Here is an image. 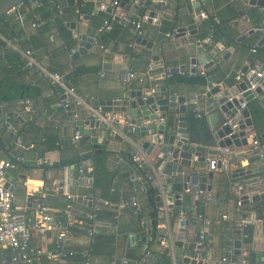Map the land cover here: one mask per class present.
Instances as JSON below:
<instances>
[{"label":"crops","instance_id":"crops-1","mask_svg":"<svg viewBox=\"0 0 264 264\" xmlns=\"http://www.w3.org/2000/svg\"><path fill=\"white\" fill-rule=\"evenodd\" d=\"M56 1L59 3L57 7L61 9L60 15L63 17L64 25L68 21L75 22L78 33L86 32L95 39L103 21L112 15L115 22L111 20V30L103 31V33L112 34L113 38L105 39V47L108 51L101 49L96 39L93 45L87 48V52L73 58L70 50L65 47L62 33L54 26L52 19L46 17L50 6L40 1L28 4L26 8H21L22 19L16 14L6 13V18L10 22L9 27L3 26L0 30V57L5 53L1 46V43H4L6 48L18 51L21 57L25 50H30L37 62L44 66L47 65L49 69L55 66L62 73H68L77 66L98 67L96 72L81 74L77 79L78 83L74 86L75 93L83 99L79 105L66 109L56 106L58 99L53 88L32 68L25 78L30 85L41 89V95L37 100H29L28 105L31 109L27 110L26 101L22 100L0 104V157L9 158L13 162V167L7 170L2 182L13 188L17 210L30 214L40 196L37 191L40 185L49 184L53 180L65 181L67 192L72 194L73 198H67L63 193L48 191L45 193L46 203L54 211L57 220H66L67 212L74 214L76 218L67 238L66 247L76 251L77 254L64 259L61 264H83L84 259L79 256L87 247L86 217L92 210V206L100 203L97 213L102 212L101 219L104 225L98 228L95 240L91 244L90 258L93 264H144L142 257L146 252L149 253L146 257V264H157L164 252L171 257L172 264H179L172 244L177 232L179 216L174 214L172 209L167 208L169 204L167 189L170 186L173 193L183 195V214L197 215L190 217L187 239L196 241L199 231L203 230L210 242V249L207 252L210 258L205 262L216 264L218 259L225 256L235 257L232 254L235 237L241 240L242 256L252 251L257 254L264 243V210L261 213L263 217L257 214L258 221L247 226L252 233L251 242L243 241V238L247 236L244 232L247 227L238 231L240 234L234 233L235 230L229 228L230 222L239 214L252 211L253 205H261L264 201L241 204L240 198L232 197L235 199L231 200V197H228L230 193L232 195L234 182L242 183L260 179L262 182L258 188H264V161L262 159L248 163L247 159L242 157L230 158L231 154L246 150L248 146L233 149L228 147L229 159L226 169L214 170L210 191L217 201L214 203L208 201L207 192H203L197 198L190 193H183L182 176L194 175L197 172L200 176H206L204 163L195 161L193 166L183 167L181 174H174L171 163L159 156V147L156 146L147 154L141 146L143 139L137 131L130 133L126 126L122 128L103 123L106 126L105 129L93 127L90 129L89 136L82 134L78 140H75L74 135L77 127L76 120H88L95 117L92 116L93 112H98V109L93 107L94 100L118 99L122 98L127 91L147 93L152 87L163 86L173 93L184 95L189 112L191 98L203 94L205 88L211 83H225L230 86L237 81L235 76L240 73L242 66L251 65V60H255L256 65H264V48L258 46L259 39L264 36L263 28H261L264 23L262 15L264 7L259 6L254 0H202L204 3L200 7H203L207 16L213 18L226 33L221 40L212 39L211 43H205L203 39L209 35L206 24L208 17L200 20L194 18V12L199 8L198 3L191 5L187 0H178L174 3L147 2L142 4L140 8L143 7L145 13L155 11L156 16L153 17L155 22L151 20L141 24L142 32L139 35L132 22L140 17V9L137 12L133 8L125 11L118 5V7H113V13L99 9L96 14H93L94 0H75L71 4H68L66 0ZM113 1L105 0L104 2L112 6ZM118 1L120 4L121 0ZM80 2L88 5L90 11L77 16V5ZM85 14L89 15V18L82 16ZM165 14L167 16H163ZM114 15L119 16V20H115ZM37 19L43 24L47 23V31L39 32L32 27V21ZM189 25L193 26L191 33L186 30L182 34L167 36L171 30ZM250 28L259 29L248 34ZM65 30L69 36L68 41L74 43L72 46L75 51L78 48V39L69 26L65 25ZM241 34H245L244 38L236 41ZM137 36L146 38L151 42L152 47L148 48L136 43ZM40 37L45 38L46 48L40 45ZM224 41H229L230 47L238 46L239 49L236 48L231 56L220 64L221 55L217 45ZM253 46L256 47L255 52L252 50ZM130 52L133 55H130ZM205 54L211 55L210 65L206 64L205 69H201L199 59L204 58ZM191 58L196 59L197 63L194 67L190 63ZM150 59L169 69L183 66L184 72L173 73L172 77L162 78L158 75L160 69H154L153 73H150L152 77L147 76ZM24 66L27 67L25 64ZM191 68L195 70L191 71ZM126 71L145 74V81L132 80L128 84L125 83L122 76ZM206 72H211V75L205 77L204 83L192 79L196 74L206 76ZM62 97L61 93L60 99ZM252 101L264 111V92L261 95H255L247 103L250 117L252 116L250 109ZM201 105L203 106L201 116L193 114L190 121L193 136L207 145L210 132L215 126L222 124L227 114L217 107L207 112L204 97L201 98ZM162 117L165 118L167 125H170V115H162ZM158 118L159 115H157V121ZM84 128H88V125H84ZM254 135L256 132L247 136L248 144ZM92 136L98 137V142L104 145L99 151L93 149V143L90 140ZM99 152L106 153L104 166L113 174L112 180L108 183L109 189L104 193L108 199L95 195L93 190V156ZM131 152L143 154L145 166L152 175L151 186L157 190V195L161 196L162 206L160 208L157 207L155 199L156 217L151 214L154 209L147 205L144 184L140 180L130 181L125 177L126 172L132 168ZM83 154L87 155L83 156ZM36 155H45L54 164L52 166L38 165L34 160ZM60 163L64 165L59 166ZM68 165H70L69 169ZM236 167L251 170V173L232 178L231 170ZM78 168H83V175L79 173ZM89 177L92 178L90 188L86 187ZM167 177L171 178L169 184L165 182ZM132 194L144 203L142 216L132 214L129 207H126L121 215L116 216L113 208L102 204L103 200L110 199L109 202L116 203ZM80 195L92 197V205L89 206L85 201L77 200V196ZM238 202L240 212L235 210ZM223 213L229 214L228 220L221 217ZM147 217L149 220H154V226H143ZM155 226L156 236L152 238L151 233ZM54 237L55 231H48L45 236H32L31 243L52 248ZM164 240L169 243V249H165ZM8 254V250L0 251V264H10ZM30 264H46V262L44 259H39ZM255 264H264V262H259L256 256Z\"/></svg>","mask_w":264,"mask_h":264},{"label":"water","instance_id":"water-1","mask_svg":"<svg viewBox=\"0 0 264 264\" xmlns=\"http://www.w3.org/2000/svg\"><path fill=\"white\" fill-rule=\"evenodd\" d=\"M24 0H0V17L3 16L11 9L12 6L23 2ZM75 0H66L68 4L74 3ZM105 0H94L95 9L92 11L96 14L97 11L104 10L108 13H113L114 8L110 4L104 2ZM161 3H174L178 0H152ZM259 6L264 7V0H254ZM133 0H121L120 6L128 11L131 7ZM144 8L141 7L139 14H143ZM264 16V12L262 13ZM84 18H89V15H82ZM156 16L155 11L148 12V22L151 21L153 17ZM167 16V14L163 15ZM115 20H119V16L114 15ZM172 18V17H171ZM73 30L75 37L78 39V48L72 53V57H77L79 54L87 52V48H90L94 41L92 36L88 35L86 32L78 33L76 23L68 21L65 23ZM193 26L178 27L177 34H182L186 30L191 33ZM264 31V23L261 26ZM254 32V28L248 30V34ZM245 34H241L236 38V41L243 39ZM136 43L146 46L148 48L152 47L151 42L142 36H137L135 39ZM229 41H224L217 48L220 51L221 60L226 61L234 50L239 47H230ZM258 46L264 48V36H262L258 41ZM156 59V58H155ZM211 55L205 54L204 58H200V64H205L206 61L210 62ZM190 63L195 65L196 59L191 58ZM248 66H242L240 72L244 73ZM191 68V71H194ZM259 71H264V65L259 64ZM170 72H184L183 66L174 67L170 69ZM264 92V78H259L257 80V85L254 89H249L244 81H236L234 84L228 86L225 83H211L205 88L203 92V97L207 104L206 111L209 112L213 108H219L224 113H233L239 115V117L231 123H222L215 126L209 134V143L204 145L202 142L197 140L193 136L192 123L190 121V113L188 112V103H186V97L184 95H178L166 89L163 86L155 89L154 93L147 92L142 93L141 91H127L123 94L122 98L118 99H106V100H94L93 107L100 110L102 113H108L112 115L113 113L120 112L127 115L130 118V122L137 126V133L143 139L141 144L142 148L149 154L153 148L159 147V156L164 161H169L171 163L172 173L181 174L183 167H191L193 163L200 162L204 163V169L207 171L206 176H202L199 188L202 192H210L212 189V179L214 170H225L226 163L220 159L215 158L219 149L222 148H241L248 146L247 136L251 133H255V128L253 125V120L250 117V110L247 103L251 101L255 95H261ZM239 95V96H238ZM202 97V98H203ZM245 103L244 107L241 104ZM157 115H170L171 123L167 125L166 122L161 123L157 121ZM232 124L235 127L232 128ZM84 125H88V128H84ZM76 131L79 134H85L89 136L90 129L93 127H101L105 129L106 126L97 118H90L88 120H76ZM123 128L124 126L121 125ZM106 132L104 131V136ZM228 135L227 137H225ZM258 137L264 142V130L258 135ZM93 143L94 151H99L104 145L98 142V137H90ZM87 154H83L85 156ZM209 157V160L207 158ZM240 158L246 157L245 151L237 152L236 154H231L230 158ZM248 163L255 160H260L258 156L246 157ZM235 162V161H233ZM68 169L70 165L67 166ZM251 173V170H246L242 167H236L231 170V177L236 178L245 174ZM198 175V172L196 173ZM4 178L0 180L3 183ZM166 183L171 182V178H165ZM5 187L13 191L12 187L7 184H3ZM168 198L167 204L168 209H172L174 214L178 215L177 222V232L175 233L174 240L172 241L174 247V253L176 254V259L179 264H208L207 262L199 259L195 256L194 249L196 247L195 240L187 239V228L190 224V217L188 215L182 216L183 214V195L181 193H173L171 187H168ZM77 200L85 201L89 206L92 205V197L80 195L77 196ZM156 205L157 207L162 206L161 196L156 195ZM264 200V191L257 193L243 194L240 197L241 204H248L250 202H257ZM144 227L154 226V220H149L145 218ZM163 236V234H160ZM232 254L235 257H241L244 261L255 264V259L259 262H264V243L261 249L256 254V252H247L242 256L241 251V240L235 237L233 240V251ZM229 264V263H226Z\"/></svg>","mask_w":264,"mask_h":264},{"label":"built area","instance_id":"built-area-1","mask_svg":"<svg viewBox=\"0 0 264 264\" xmlns=\"http://www.w3.org/2000/svg\"><path fill=\"white\" fill-rule=\"evenodd\" d=\"M35 1L39 0H27L26 2L18 3L11 7L7 13L16 14V16L20 19L23 18V14L21 11L22 7H27L28 4H31ZM189 4L194 5L198 3L199 8L194 12V18L196 20L206 19L207 13L203 7H200L202 0H187ZM147 2L158 3L157 1L152 0H133L131 8L135 10V12L140 9L142 4ZM119 1L114 0L112 2L113 7H118ZM128 10V11H129ZM60 12V11H59ZM61 13V12H60ZM112 19V15L110 16ZM129 19V16L127 17ZM111 19H105L99 29L100 32L111 30L112 23ZM148 20V12L143 13L140 15L139 18L133 20V24L137 29L138 34H141V24ZM155 22V19H151ZM264 22V16H263ZM41 21L34 20L32 21V27L39 29L41 26ZM259 28H254V31L258 30ZM178 33L177 29H173L167 33V36H172ZM96 40L93 38V41ZM203 41L205 43L212 42V35L209 34L206 36ZM98 46L108 51V49L102 45L98 44ZM252 50L255 52L256 47L253 46ZM74 49H70V53H73ZM22 60L24 61L25 65L29 68L34 69L36 74L48 81L51 88H55L59 86L62 88V95L63 97L56 102V106L62 108H71L73 105H79L82 103L83 99L78 97L75 93V87L69 86L65 83V75L59 71H53L49 69L43 64L37 62L32 55L30 50H25L22 56ZM210 62L206 61L205 64H201V69H205L206 64L208 65ZM196 66L193 65V67ZM154 69H160V73L162 78L172 76L170 69L163 64H158L153 59L149 60L148 64V71L147 76L152 77L150 73ZM145 74H137L134 71H126L123 74L122 79L125 83H130L132 80H136L138 82L145 81ZM237 81H244L247 84L249 89H254L257 85V80L259 78H264V71H259V65L251 64L248 66L247 70L244 73H238L235 76ZM156 89L152 87L150 92L154 93ZM203 94L194 96L190 100V113L194 114L195 116H201L203 113V106L201 105V98ZM25 108L30 110L31 107L29 104V100H25ZM245 103L241 104V107H244ZM225 118L223 120L224 123H231L236 120L239 115L233 113H225ZM92 116L97 118L102 123L117 125V126H126L130 133H135L137 131V126L131 124L130 118L120 112L113 113L109 115L108 113H102L98 109V112H93ZM76 118V116L74 115ZM158 121L161 123L165 122V118L159 116ZM232 128L235 127V124L231 125ZM226 135L225 137H227ZM81 137L78 131H76L74 135V139L78 140ZM246 153V157L249 156H258L260 159L264 161V142L256 135L251 137L248 147L244 150ZM228 147L219 149L215 158L222 160L227 164L228 162ZM246 157H242L245 158ZM131 161L134 163V171L127 176V179L130 181L133 180H140L142 184H146L147 181L151 180V174H141L138 173V170L145 166V160L143 154L140 152H131L130 153ZM35 163L38 165L44 166H52L54 163L51 159H49L45 155H36L34 157ZM209 160V157L207 158ZM13 167V162L9 158H1L0 157V180L5 176L7 170ZM79 173L82 175L84 174L83 168H78ZM91 180L92 178H88V182L86 183V187H91ZM182 183L184 185L183 193H190L195 198L199 197L202 194V190L199 188V184L201 182L200 175H190V176H182L181 178ZM262 181L259 180H248L246 182H234L232 186V194L237 199L240 198L243 194L249 193H260L264 191V188H258V185ZM40 196L34 206L33 211L30 214H24L17 210L15 205V194L12 190L8 189L0 183V251L8 250L9 254V262L10 264L16 263H23V264H30L36 260L44 259L46 264H61V262L68 258L72 257L77 254L76 251L70 250L66 247V241L68 236L71 233V228L76 222L75 215L72 213H66V220L61 221L56 219V215L54 211L50 208V206L46 203L45 193L53 192V193H63L67 198H73L74 196L67 192V186L65 181L61 180H53L49 184L40 185L37 189ZM85 196V195H84ZM235 198H231L234 200ZM207 199L208 201H213L217 203L215 197H212L210 192H207ZM102 204L106 207L113 208L115 210L116 216L121 215L126 207H129L132 214L136 216H140L141 211L144 207V203L141 202L135 194H132L126 199H121L116 203H111L108 200H103ZM100 204H94L92 206V210L86 217L85 222V230L87 236V247L81 252L82 257L84 258L83 264H93L90 258L91 255V244L95 240V235L98 232V228L104 225V221L97 216V211L100 208ZM236 212H240L239 202L235 207ZM187 214H182V216H186ZM189 217L197 216L195 214H188ZM201 217V215H198ZM223 219L228 220L229 214L223 213L221 215ZM257 213L255 211H248L245 214H239V216L234 219L229 224V228L232 230L242 231L248 225L256 223ZM48 231H55V237L53 240L52 248H46L44 246L33 245L31 243V237L34 235H41L45 236ZM163 245L165 249H169V243L167 241H163ZM210 249V242H208L207 237L204 234L203 230L199 231L198 238L196 240V247L194 249L195 256L203 261L208 260L210 256L207 252ZM142 257V261L144 264L147 263L146 257L149 256V253L146 252ZM250 264L244 261L241 257H233L227 258V256L218 259L216 264ZM111 264V263H107Z\"/></svg>","mask_w":264,"mask_h":264},{"label":"trees","instance_id":"trees-1","mask_svg":"<svg viewBox=\"0 0 264 264\" xmlns=\"http://www.w3.org/2000/svg\"><path fill=\"white\" fill-rule=\"evenodd\" d=\"M26 1L27 0H24V2ZM39 1L50 6V10L46 13V17L48 16L50 20L52 19L54 26L57 27V29L62 33V38L65 44V47L68 48L69 50L72 49L73 48L72 45H74V43H71L68 41L69 36L65 32L66 30H65L64 20L59 12L61 9L57 7L59 3L56 0H50V1L49 0H39ZM77 10H78L77 12V16H78V15L83 14L84 12L90 11V7L80 2L77 5ZM34 11H37V10H34ZM6 15L7 14H4L3 16L0 17V30H2L3 26L9 27L10 21L8 18H6ZM109 19H111V17H109ZM111 20L113 23L115 22L113 19ZM206 24L208 25L209 34L212 35V39L214 41L221 40L222 38L226 36V33H224V31L222 30L219 24L215 23L213 18L208 17L206 19ZM37 30L39 32L47 31V23H44V24L41 23L40 28ZM106 38L107 40H109L113 38V35L112 34L106 35L103 32H99L96 38L97 43L105 46ZM39 40H40L39 41L40 45L46 48L47 42H45V38L40 37ZM1 46L4 48L5 53L3 56L0 57V104L1 103H11V102L18 101V100H22V101L37 100L41 95V89L38 86L30 85L25 78L30 68L24 66L25 63L22 60V57L18 51L12 50L11 48H6L7 46L4 43H1ZM130 55H133L132 52H130ZM254 62L255 60H251V64H254ZM208 65H210V63ZM50 69L53 71H59L55 66H51ZM97 70H98V67L77 66L73 68L70 72L64 73L65 83L69 86H75L78 83L77 79L79 78L81 74L96 72ZM205 75L206 76L196 74L192 79L193 80L196 79L197 81L204 83L206 80L205 77H209L211 75V72H206ZM172 76H174V74H172ZM53 91L55 92L56 98L59 100L61 97L62 88L59 86H56L55 88H53ZM250 109H251V115H252L251 117L254 123V127L256 129V135L258 136L263 131V127H264V124H263L264 111L253 101L250 103ZM192 116L193 114L190 113V120H192L191 119ZM44 139H46V137ZM93 158H94V165L92 167V174H93L94 194L107 198V196L104 193L105 191L109 189L108 183L112 180L113 174L110 173L107 170V168L104 166V160L106 158V153L105 152L96 153L94 154ZM63 165L64 163L59 164V166H63ZM133 166L134 164L132 163V168L126 172V175H125L126 178L129 174H131L134 171ZM138 173H141L143 175L150 174L146 166H143L141 169H139ZM200 179H202V176H200ZM144 186H145V192H146L147 205L154 209L151 214L156 217L157 209L155 210V198L158 192L155 188L151 186V180L147 181V183ZM228 197L232 198L234 196L233 194L231 195L230 193ZM252 210H254L258 214L259 217H263L261 213L264 210V201L261 205L259 204L253 205ZM141 214L140 216H142ZM97 215L98 217L101 218L102 212H98ZM244 232L245 234H247V236L243 238V241L251 242L252 233L250 229L247 227L245 228ZM234 233L240 234L236 230L234 231ZM151 234H152V238L156 236V226L153 227ZM79 257L84 259L81 254ZM160 258H161L160 262H158L157 264H172L171 257L166 252L162 253V256Z\"/></svg>","mask_w":264,"mask_h":264}]
</instances>
